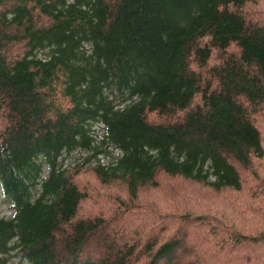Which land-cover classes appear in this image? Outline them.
Returning <instances> with one entry per match:
<instances>
[{
	"label": "trees",
	"instance_id": "trees-1",
	"mask_svg": "<svg viewBox=\"0 0 264 264\" xmlns=\"http://www.w3.org/2000/svg\"><path fill=\"white\" fill-rule=\"evenodd\" d=\"M259 1L0 0V264H264V229L137 202L161 174L215 192L262 181L264 24L245 12ZM84 171L121 186L105 200L120 219L79 214ZM135 212L150 220L124 232Z\"/></svg>",
	"mask_w": 264,
	"mask_h": 264
},
{
	"label": "rangeland",
	"instance_id": "rangeland-1",
	"mask_svg": "<svg viewBox=\"0 0 264 264\" xmlns=\"http://www.w3.org/2000/svg\"><path fill=\"white\" fill-rule=\"evenodd\" d=\"M246 14L252 17L253 20L264 24V0L256 2L254 5H248L245 10ZM149 120H159L156 115H149ZM264 119V118H263ZM260 129L263 134L264 144V121L260 122ZM114 155H117L114 152ZM86 154L75 152L71 156H65L62 161V168L67 169L72 167L76 163L83 162V158ZM101 162L106 163L108 158H100ZM46 169L44 168V172ZM253 172L261 178L264 182V157L261 159H255L253 162ZM243 175V174H242ZM251 173L244 176L245 182L240 191H220L215 192L212 189L205 187L201 184L185 180L183 178H171L161 174L158 179V185L155 187H146L138 194L137 202L142 204H151L157 208V210L183 214H209L210 217L215 216L222 219L224 223L233 225L234 229L240 232L253 234L264 229V195L259 191L262 187V181L258 182ZM78 181L83 186H86L90 198H87L80 206V215L85 216L87 209L91 208L93 211L103 209L104 221H112L115 218H121V208L117 206V201H105L114 196H119L125 200L126 194L122 192L121 186L110 185L102 187L95 180V177L89 172L84 171ZM124 196V197H123ZM92 202L101 203L100 208L93 207ZM123 204H129V201H119ZM242 207L247 208V211L242 212ZM11 210L6 203L2 202L0 196V216H10ZM131 221H128L122 230L128 232V230H135L137 228V220L142 222H148L149 218L139 216L137 212L129 214ZM207 216V215H206ZM215 217V219H217ZM117 221V219H115ZM131 222V223H130ZM112 224L113 231L117 226ZM120 228V227H119ZM118 229V228H117ZM140 229V225H139ZM144 230L146 228H143ZM222 234L218 236L221 239ZM131 237V235H130ZM210 235L205 239H210ZM217 237V236H215ZM204 247V246H203ZM206 250L201 249L206 256L217 255L209 247H204ZM208 252V254H207ZM237 253V252H236ZM234 255V253H232ZM192 259V258H191ZM203 259V258H202ZM204 260H207L204 257Z\"/></svg>",
	"mask_w": 264,
	"mask_h": 264
}]
</instances>
